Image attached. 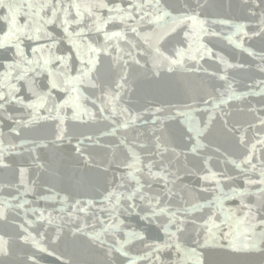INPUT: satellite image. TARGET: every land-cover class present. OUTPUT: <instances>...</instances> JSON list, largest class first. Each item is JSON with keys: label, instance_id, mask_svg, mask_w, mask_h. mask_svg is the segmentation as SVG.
<instances>
[{"label": "water", "instance_id": "water-1", "mask_svg": "<svg viewBox=\"0 0 264 264\" xmlns=\"http://www.w3.org/2000/svg\"><path fill=\"white\" fill-rule=\"evenodd\" d=\"M0 264H264V0H0Z\"/></svg>", "mask_w": 264, "mask_h": 264}]
</instances>
